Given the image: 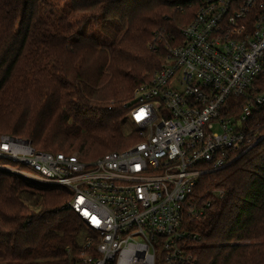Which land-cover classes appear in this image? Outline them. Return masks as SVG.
Returning a JSON list of instances; mask_svg holds the SVG:
<instances>
[{
	"label": "trees",
	"instance_id": "trees-1",
	"mask_svg": "<svg viewBox=\"0 0 264 264\" xmlns=\"http://www.w3.org/2000/svg\"><path fill=\"white\" fill-rule=\"evenodd\" d=\"M183 1L0 0V133L85 161L130 143L124 124L133 91L193 18L194 6L179 10ZM254 85L257 93L264 75ZM245 102L230 100L228 115L237 117ZM247 125L255 145L198 183L197 205L209 206L187 219L199 237L189 242L193 264H264V107ZM71 199L69 190L0 171V264H82L94 233L65 208Z\"/></svg>",
	"mask_w": 264,
	"mask_h": 264
},
{
	"label": "built area",
	"instance_id": "built-area-1",
	"mask_svg": "<svg viewBox=\"0 0 264 264\" xmlns=\"http://www.w3.org/2000/svg\"><path fill=\"white\" fill-rule=\"evenodd\" d=\"M193 6L161 67L133 91L126 122L139 142L85 161L0 133V171L71 192L65 208L94 233L82 264H193L189 242L199 237L187 219L209 206L197 205L198 183L257 142L247 123L264 107V87L252 93L264 75V0L178 2L181 12ZM239 98L232 117L228 102Z\"/></svg>",
	"mask_w": 264,
	"mask_h": 264
},
{
	"label": "rangeland",
	"instance_id": "rangeland-1",
	"mask_svg": "<svg viewBox=\"0 0 264 264\" xmlns=\"http://www.w3.org/2000/svg\"><path fill=\"white\" fill-rule=\"evenodd\" d=\"M62 5L60 4H56V7H61ZM124 129L126 131V135H133L135 137V139H132L130 141V143H126L122 148H119L117 149L118 151H122V150H125L129 147H131L133 144H135L138 140H140V136L138 135V130L135 126L133 125H130L129 123H127L125 121V124H124ZM137 137V138H136ZM105 154V153H104ZM103 155V154H102ZM100 157V156H99ZM98 157V158H99ZM98 158H94L95 160L98 159ZM27 184L31 185L28 181L26 182ZM34 186H37V185H34ZM46 186V185H45ZM35 188V187H34ZM58 189H62V190H65V191H68V189L66 188H58ZM30 191H34L33 189H30ZM28 192H29V189H28ZM89 236V237H88ZM88 238L92 239L94 237V234L93 235H87ZM86 237V238H87ZM0 260H1V256H0Z\"/></svg>",
	"mask_w": 264,
	"mask_h": 264
}]
</instances>
